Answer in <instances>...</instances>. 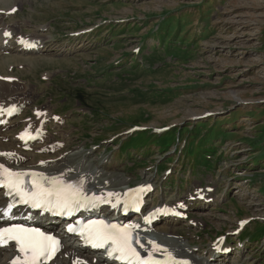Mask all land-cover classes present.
Returning <instances> with one entry per match:
<instances>
[{
	"label": "rangeland",
	"instance_id": "obj_1",
	"mask_svg": "<svg viewBox=\"0 0 264 264\" xmlns=\"http://www.w3.org/2000/svg\"><path fill=\"white\" fill-rule=\"evenodd\" d=\"M7 3L0 8H12L14 4L21 8L10 21L18 27L25 23L23 30L51 25L50 50L44 51L45 57L24 52L20 56L24 64L30 66L26 57L29 55L44 60L36 63L34 69L24 67L25 77L20 79L34 90L30 104L45 105L61 115V124L48 122L50 135L64 141L59 153L82 147L83 154L90 155L88 160L103 158V165L101 162L95 165L97 168L102 165L108 177L125 176L134 181L150 178L160 184L161 190L153 195L156 200H172L197 183L212 184L219 191V196L216 195L219 204L191 211L190 216L199 222L197 226L171 224L177 230L165 233L181 234L194 252L200 254L194 253L196 264L205 260L201 255L207 252L210 241L231 231L237 219L264 215V0H8ZM166 18L179 27L178 31L174 26V30L167 32L164 26L161 34H155L154 38L160 37L164 47L149 39L138 56L123 57L139 47L142 37ZM94 25L97 31L75 39L70 37L73 31ZM174 35L184 41H170L168 36ZM9 51L11 55L0 61V73L22 74L17 66L15 72L10 70L9 64L16 61L9 59L18 52L15 48ZM171 53L186 59L173 58ZM137 60L139 66H134L133 61ZM115 61L120 62L114 64ZM55 69L69 71L52 72L57 76L55 85L54 80L40 81L43 72ZM21 84L29 92L30 100L32 88ZM31 112L32 107L28 114ZM134 125L144 127L152 136L144 133L131 139L128 142L131 150L121 157L116 144L126 138L123 133ZM212 125L221 129L211 128ZM163 126L180 127L187 142L192 141V133L187 136L186 132H193L196 127L197 138L208 131L204 139H212L209 136L216 134L212 142L216 143L217 154L210 158L212 168L207 171L199 167L205 154L198 158L197 166L192 159L179 160L174 146L164 154V149H160L163 137H158L163 133L156 132ZM5 142L9 144L10 140ZM151 143V147H146ZM202 144V141L195 144L191 154L202 149ZM40 145L55 152L54 146L44 141ZM180 147L182 144H178ZM168 167L174 170L169 177L164 174ZM221 192L226 193L223 199ZM260 221L264 222L258 220L249 225L251 237L264 232V223ZM228 236L234 241L233 235ZM227 261L264 264V242L247 243L240 251H233Z\"/></svg>",
	"mask_w": 264,
	"mask_h": 264
},
{
	"label": "snow or ice",
	"instance_id": "obj_2",
	"mask_svg": "<svg viewBox=\"0 0 264 264\" xmlns=\"http://www.w3.org/2000/svg\"><path fill=\"white\" fill-rule=\"evenodd\" d=\"M5 35H10V33L6 32ZM0 110H3L2 106H0ZM21 138H24V134ZM25 175L27 174L14 172L4 165H0V187L7 189L6 195L19 197V203L27 204L35 209L69 215L81 208L96 206L97 201L95 199L89 200L79 187L65 183L60 177L31 173L32 185L28 189L23 181ZM113 195L116 194L108 193L109 197ZM99 202L105 201L99 200ZM14 206L15 204L9 201L5 208L0 209V212L8 217L11 215V209ZM125 206L127 207V204ZM135 227L138 226L120 227L115 224H105L103 221H93L86 229L87 242L98 248L108 246L110 248L109 256L118 253L119 255L115 258L125 261L126 264H159L158 261L153 260L151 255L142 258L133 247L134 240L139 243L131 231ZM68 231L74 232L76 230L70 226ZM11 241L15 242L18 252L23 256L22 259L20 256L14 258L12 264H41L42 259H51L60 246L59 240L55 237L46 235L38 228H29L21 224L0 228V246H6ZM149 243L153 244L156 250H160L159 244L154 241ZM168 255L170 259H173L171 253ZM75 264H83V262L77 260Z\"/></svg>",
	"mask_w": 264,
	"mask_h": 264
},
{
	"label": "bare ground",
	"instance_id": "obj_3",
	"mask_svg": "<svg viewBox=\"0 0 264 264\" xmlns=\"http://www.w3.org/2000/svg\"><path fill=\"white\" fill-rule=\"evenodd\" d=\"M7 2L8 0H0V5L3 3H7ZM0 18H4V16L2 15L0 16ZM35 42L39 43L41 46H43V48L44 46L46 47V43L42 39H36ZM0 44L2 46L3 53L9 50L12 51V48H15L16 52L18 53L13 55L14 57L13 58L11 57V59L9 60L16 61V63L18 62L19 63L18 65H24L25 62L20 61L21 60L20 56H24V52L26 51H24L23 48L17 43V39L13 37L11 41L6 44V39L2 37V30H1L0 31ZM26 57H29L30 59L29 61H31L29 62L30 63L29 67L33 69L36 63H39L41 59L44 60L43 57L41 56L29 55ZM1 59H2V56L0 55V61ZM34 59H37V60L33 61ZM24 67L26 68L25 65ZM28 102H29V92L23 87V84L14 83L11 85L9 83L0 81V104L2 105L19 104V105L24 106L25 104H28ZM37 110L43 111L44 109L37 108ZM45 119H46V115L44 113L42 116L38 118L37 121L41 122V121H44ZM22 129L23 128L16 126V120H14L11 122V127L9 128V131L14 132V134L16 135L15 137H11L12 146L10 147L3 146L1 145V140H0V152L1 151H13L14 152L13 153L14 155H3L2 157H0V162H4L8 164L10 167H12L13 170L20 172V171L25 170L26 168L38 169L45 176L60 177L65 181V183H71L73 185H78L80 187H84L87 189L98 190L100 193L103 192L104 189H114L115 191H121L123 189L122 186L124 184H128L125 180V181L120 182L115 187H112V179L102 180L101 177L104 175V170L102 168H97L96 166H87L85 162L88 160L89 155H87L83 159V157L80 155L81 153L80 147L75 148V151H71L70 157H67L69 153L62 155L63 152L58 153V155L56 156L37 155L36 153H23L22 146L20 145V142H19V136L23 134L20 131ZM2 134H7L8 136V132L0 133V139H1ZM43 141L44 140L40 142L43 143ZM37 147L39 148L38 150L52 151L51 148H45L40 144ZM37 156H40V158L38 157L39 159H36ZM47 157H55L56 159H54L53 162H50V160ZM76 158H78L79 161H75L77 160ZM41 159H45L47 161L44 164H41L40 163ZM3 201H4L3 193L2 191H0V205L2 204ZM163 222L164 223L159 224L157 226L156 231L158 232V234H153L155 238H152V239L160 240L162 238L161 236H164L167 230L175 231L171 227V224H176V222L175 223L169 222V221H163ZM160 234H164V235H160ZM144 236H145L144 241L149 246H152V244L149 242L154 241V240H151L146 235ZM66 242H67L66 249L62 253V256L58 257L55 260V262H53L52 264H75V262L78 260L77 257L85 258L91 261L93 264H108L103 260V258H101L102 256L100 258H95V256H90L80 251L79 248L73 243H70L69 241H66ZM164 244L167 245V243H164ZM169 244H170V249H171V250L170 249L168 250L169 253L173 255L174 254L188 255L190 256L192 264H196L193 262V260H196L197 257L194 253L190 254L191 253L190 248H187L183 243L179 244L178 241H174V239ZM12 253H13V248H0V264H10ZM210 257H212L211 254L208 256H205L204 257L205 260L199 264H211L216 261L225 262L224 257L218 258L217 260H214V261L211 260Z\"/></svg>",
	"mask_w": 264,
	"mask_h": 264
},
{
	"label": "trees",
	"instance_id": "obj_4",
	"mask_svg": "<svg viewBox=\"0 0 264 264\" xmlns=\"http://www.w3.org/2000/svg\"><path fill=\"white\" fill-rule=\"evenodd\" d=\"M178 25V23H176L175 24V22H173L172 20L171 21H169L168 20V18H166V19H164L163 20V22H162V24H161V26H160V28H159V30L156 32V33H161L162 32V29L164 28V26H165V30L168 32L169 30H171V29H173V27L175 26L176 27V30L178 31V27L179 26H177ZM174 30V29H173ZM168 37H171V36H168ZM174 37H177V35H174ZM158 40H160L161 38L160 37H158L157 38ZM198 127V126H197ZM197 127H196V129H197ZM211 128H217V127H215V125H212L211 126ZM217 129H221V128H217ZM177 131V130H181V128H175V129H173V130H171V131H169L168 132V137L170 138V140H173L174 139V132L173 131ZM195 130V129H194ZM185 131V130H184ZM200 131V130H199ZM144 133V132H143ZM207 133H209V131L207 132ZM207 133L205 132L203 135H202V138H200V141H202L203 142V144H202V146H206L208 143H210V142H212L213 140H214V138L216 137V134H214V133H212L211 134V136H209L210 138H212V139H204L205 137H207L208 135H207ZM183 134V133H182ZM148 136H152L151 134H149L148 133ZM217 136H219L218 134H217ZM151 145H152V143L149 145V147H151Z\"/></svg>",
	"mask_w": 264,
	"mask_h": 264
}]
</instances>
